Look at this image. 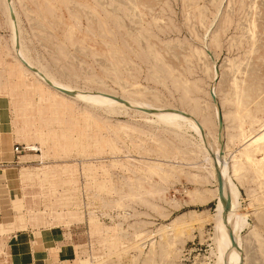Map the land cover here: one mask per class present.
I'll return each mask as SVG.
<instances>
[{"label": "rangeland", "instance_id": "obj_1", "mask_svg": "<svg viewBox=\"0 0 264 264\" xmlns=\"http://www.w3.org/2000/svg\"><path fill=\"white\" fill-rule=\"evenodd\" d=\"M8 2L0 264H218L217 157L245 219L238 264H264V0ZM20 50L72 92L186 113L206 138L59 95Z\"/></svg>", "mask_w": 264, "mask_h": 264}, {"label": "bare ground", "instance_id": "obj_2", "mask_svg": "<svg viewBox=\"0 0 264 264\" xmlns=\"http://www.w3.org/2000/svg\"><path fill=\"white\" fill-rule=\"evenodd\" d=\"M8 2V0H7ZM10 4V2H8ZM10 7V6H9ZM12 10V9H11ZM11 12V11H10ZM16 53V52H15ZM19 63L24 67V72L26 73H32L33 76H36L39 81L42 83L44 82L50 89H52L54 92L58 93L59 95H62L64 97H67L68 99H72L74 101L83 103V104H89L92 106H99L104 107L105 109L109 108H126L129 110H132L134 112H137L141 115H144L146 117H152L157 123L162 126H166L169 128H175L180 129V124H186L187 129L194 132L200 139L203 137L206 138V134L202 131L200 125L198 123H193L194 121L189 120L186 115V113L183 112H177L180 115H177V117H170L168 114H165V111L161 108H151L148 106L141 105L140 103L137 105H127L125 101L118 99L116 97L110 96V95H104V94H92V93H80L72 92L73 90L69 87L62 85L56 80H53L50 78V76H46L41 71L36 69L35 66H33L32 63L25 61L23 59V53L20 50L19 54L16 53ZM61 91H64L66 93H70V96L64 95L60 93ZM128 103V102H127ZM217 115V113H216ZM204 116V115H203ZM215 116V115H214ZM217 118V117H216ZM155 122V123H156ZM264 137V132L263 136ZM261 138L260 135L257 139ZM217 144V143H216ZM218 147V146H217ZM216 149H213L212 155L218 156V150L214 151ZM207 154L208 150L206 148ZM211 155V157H212ZM214 156V158H215ZM220 158V157H219ZM223 159V157H221ZM213 161V162H212ZM211 162L215 166V174L217 179V202H216V215L214 220V231L215 235L218 236L223 241V248L225 249V258H221L218 261V264H238V250L240 248V243L238 240V233L241 231V228L245 225V222H243L245 219L243 217L239 216V211H237L238 207V193L234 186L232 185L228 175H227V168L224 166V163L221 162V160L215 158V160L211 159ZM224 179V181H223ZM219 180H221V197L219 196ZM239 213V214H238ZM242 216V214H241ZM246 217V216H245ZM236 235L234 240L232 237L233 235Z\"/></svg>", "mask_w": 264, "mask_h": 264}, {"label": "crops", "instance_id": "obj_3", "mask_svg": "<svg viewBox=\"0 0 264 264\" xmlns=\"http://www.w3.org/2000/svg\"><path fill=\"white\" fill-rule=\"evenodd\" d=\"M20 240V239H19ZM34 243H38V244H40V246L41 245H45L46 243L45 242H43V240L40 238H38L37 240L34 238V237H32V235H26V242L28 243V244H33V242ZM19 243H21V241H19ZM27 257H29V256H27Z\"/></svg>", "mask_w": 264, "mask_h": 264}, {"label": "water", "instance_id": "obj_4", "mask_svg": "<svg viewBox=\"0 0 264 264\" xmlns=\"http://www.w3.org/2000/svg\"><path fill=\"white\" fill-rule=\"evenodd\" d=\"M60 93L64 94V95H67V96H70V93H66L64 91H61ZM218 122H219V127L222 126V116L219 115L218 116ZM221 187H222V184H221V180H219V185H218V189H219V196L221 197Z\"/></svg>", "mask_w": 264, "mask_h": 264}, {"label": "built area", "instance_id": "obj_5", "mask_svg": "<svg viewBox=\"0 0 264 264\" xmlns=\"http://www.w3.org/2000/svg\"><path fill=\"white\" fill-rule=\"evenodd\" d=\"M13 152H14V154H16V155L20 153V151H19V149H18L17 147L14 148Z\"/></svg>", "mask_w": 264, "mask_h": 264}]
</instances>
